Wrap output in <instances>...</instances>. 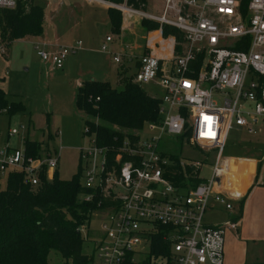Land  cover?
Masks as SVG:
<instances>
[{
    "label": "built area",
    "instance_id": "2783aa9c",
    "mask_svg": "<svg viewBox=\"0 0 264 264\" xmlns=\"http://www.w3.org/2000/svg\"><path fill=\"white\" fill-rule=\"evenodd\" d=\"M17 1L0 0V8H14ZM88 1L121 14L119 31L107 34L98 50L111 54L116 63L134 59L138 66L132 81L161 90L158 120L146 122L133 138L127 135L109 147L84 129L87 144L78 156L81 184L109 198L98 209L101 235L90 264H150L151 259L154 264H224L225 234L235 223L228 219L212 225L203 217L212 203L232 208L234 197L215 189L228 171L229 162L220 153L229 129L234 124L255 133L264 119V0H162L160 14L145 9L147 0L140 7L129 0ZM143 19L159 26L147 30ZM136 24L146 32L142 45L123 39L134 37ZM164 25L181 31L182 40L164 35ZM116 40L122 54L112 51ZM33 46L46 65L62 68L83 43L41 41ZM17 131L12 128L9 135ZM186 131L189 145L216 150L210 177L192 188L168 179L173 160L160 144L163 137L176 138ZM59 154L60 148L29 156L24 148L0 146V173L21 172L36 186L42 173L53 177ZM179 164L192 166L199 175V161L180 159ZM81 198L88 201L92 196ZM158 232L169 242L167 254L151 251Z\"/></svg>",
    "mask_w": 264,
    "mask_h": 264
},
{
    "label": "trees",
    "instance_id": "16d2710c",
    "mask_svg": "<svg viewBox=\"0 0 264 264\" xmlns=\"http://www.w3.org/2000/svg\"><path fill=\"white\" fill-rule=\"evenodd\" d=\"M145 1L128 2L140 7ZM107 15L111 31L118 32L120 11L108 8ZM43 22L44 8L35 4L34 0H18L14 8H0V44H8L24 36L41 35ZM141 24L147 30L159 26L157 22L146 19ZM163 34H174L177 40L183 37L181 31L167 25L163 26ZM176 49L179 50V47ZM132 77L121 80V89L97 79L84 80L77 87L76 106L88 116L85 127L100 145H119L127 135L133 138L134 132L140 131L146 122L159 118L160 99L148 94L140 84L132 81ZM6 95L0 87V109H5L9 114L25 110L22 101L10 102ZM45 121L46 125L49 124L48 115ZM187 135L188 131L171 139L182 146L187 142ZM23 148L29 156L43 153L41 143L35 139L24 138ZM164 153L173 160L166 176L175 185L192 188L204 180L192 166L179 164V152L164 150ZM81 176V161H78L77 170L70 178H60L58 170L51 179L42 173L36 186H32L21 172L6 174L5 187L0 189V264H49L51 250H57L72 264L91 263L94 248L91 255L82 252L85 239L79 227L89 221L93 210L109 203V198H103L97 190L82 186ZM85 194H91L92 198L82 200L81 196ZM162 235V232L153 235L152 253H168L169 242Z\"/></svg>",
    "mask_w": 264,
    "mask_h": 264
},
{
    "label": "rangeland",
    "instance_id": "374dc122",
    "mask_svg": "<svg viewBox=\"0 0 264 264\" xmlns=\"http://www.w3.org/2000/svg\"><path fill=\"white\" fill-rule=\"evenodd\" d=\"M73 2L78 8L77 17L79 18L75 29H79L80 32L72 35V42L64 43L63 39L60 41L54 26V20L61 13V9L56 8L59 0H34L35 4L44 8L41 37L33 39L24 36L8 44H0V87L6 92L8 101H22L25 106L24 111L14 114L0 112V146L22 149L23 139L29 138L41 143L42 152L60 148L57 170L59 177L64 179L70 178L76 172L79 149L87 144L83 132L85 119L88 116L76 106L79 82L92 78L106 79L112 87L117 89L123 87L122 79L116 74L121 63L114 62L110 54L111 59L98 51L100 41L109 32L106 7L87 0H73ZM161 7L162 0L146 1L147 11L160 14ZM89 27L93 28L92 34L83 33L82 30L85 31ZM140 27L136 24L134 37L123 38L125 42L142 45L146 32ZM141 35L144 37L142 38ZM78 39L82 41L84 49L70 53L62 68L46 65L36 54L33 46L34 42L41 41L48 43L57 41L59 44L72 45ZM120 72L126 73L125 77L134 73L131 68H127L126 71L121 68ZM141 86L151 96L161 94L160 88L154 84H141ZM47 115L49 124L46 125ZM30 119L34 121V124L29 122ZM257 127L260 131L248 133L246 128L233 124L227 133L225 146L220 155L229 158L230 172L250 174L255 172L259 182L264 185V119L258 122ZM12 128L18 131L9 135ZM160 144L163 150L179 152L184 161H199L201 163L199 176L203 179L210 177L216 150L210 151L205 147L197 148L187 142L181 146L177 141L168 137H163ZM238 157L257 158L259 164L240 161ZM5 184L6 173H0V189H3ZM218 216H220L219 213L206 210L203 219L208 221ZM101 220L102 216L98 210H93L89 221L79 227L87 232L85 235V231H80L85 239L82 246L84 254H92L95 242L101 235ZM261 248V246L253 248L249 258L250 264H261L264 259ZM48 262L49 264H72L71 261L65 260L57 250L50 251ZM150 264H154L152 259Z\"/></svg>",
    "mask_w": 264,
    "mask_h": 264
},
{
    "label": "crops",
    "instance_id": "0c3cea01",
    "mask_svg": "<svg viewBox=\"0 0 264 264\" xmlns=\"http://www.w3.org/2000/svg\"><path fill=\"white\" fill-rule=\"evenodd\" d=\"M105 7L108 9L107 6ZM56 8L61 9V13L57 15V19L54 20V26L57 35L60 38L59 40L61 41L63 39L62 42L64 43L72 42V35L80 32L79 29H75L77 28V20L79 19L77 17L78 8L74 5L73 0H59V5ZM92 29V27H89V29L82 31L86 34H92ZM109 33H111L110 23L109 32L107 34ZM41 35L26 37L39 39ZM104 38L99 44L104 41ZM111 48L113 52L121 53V46L118 40L111 44ZM82 49H84V45ZM104 55L109 59L112 58H110L111 54L104 53ZM137 66L138 63H136L134 59L123 58V62L119 64L116 74L123 79L126 76V73H121V68L125 69V71L127 68H131L135 71ZM103 81L107 80L105 79ZM153 96L158 97L159 95ZM30 121V123L34 124L32 119H30ZM224 158L229 162V158L225 156ZM238 160L259 164V159L252 157H238ZM215 189L221 193H226L234 197L232 200V208L230 210H226L221 204L212 203L207 210L217 212L220 216L213 220L205 221L208 224L215 225L221 224L230 219L235 223L228 227L225 234L224 264H250L249 258L251 256V251L254 247L258 246L262 247L261 252L264 256V185L259 182L257 173L230 172L228 168L227 174L217 180ZM263 262L264 259L261 264Z\"/></svg>",
    "mask_w": 264,
    "mask_h": 264
}]
</instances>
